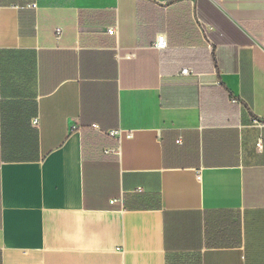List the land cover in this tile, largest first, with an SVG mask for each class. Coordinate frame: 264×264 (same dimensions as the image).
Here are the masks:
<instances>
[{
    "label": "crops",
    "instance_id": "obj_1",
    "mask_svg": "<svg viewBox=\"0 0 264 264\" xmlns=\"http://www.w3.org/2000/svg\"><path fill=\"white\" fill-rule=\"evenodd\" d=\"M0 264H264V0H0Z\"/></svg>",
    "mask_w": 264,
    "mask_h": 264
},
{
    "label": "built area",
    "instance_id": "obj_2",
    "mask_svg": "<svg viewBox=\"0 0 264 264\" xmlns=\"http://www.w3.org/2000/svg\"><path fill=\"white\" fill-rule=\"evenodd\" d=\"M109 32H110L111 34H116V33H117V28H116V27H112V28L109 29ZM56 33H57V37L59 38L60 35H61V33H62V28L57 27V29H56ZM156 41H157L156 46H157L159 49H165V48H167V46H168V41H167V37H166V35H164V34L158 35ZM182 72H183V73H189V69H188V68H185V69H183ZM33 123H35L36 125H38V119H35V120L33 121ZM254 123H256V124H261L260 121H259L258 119H255V120H254ZM257 145H258V147H259V146L261 145V142L258 143ZM107 151L117 152V149H112V150H107ZM199 178H200V177H199Z\"/></svg>",
    "mask_w": 264,
    "mask_h": 264
}]
</instances>
